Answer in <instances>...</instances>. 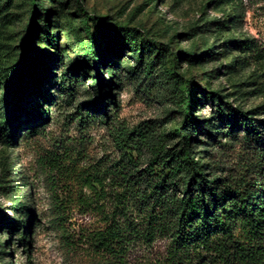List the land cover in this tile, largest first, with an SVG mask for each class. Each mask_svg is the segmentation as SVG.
Segmentation results:
<instances>
[{"label":"rangeland","instance_id":"obj_1","mask_svg":"<svg viewBox=\"0 0 264 264\" xmlns=\"http://www.w3.org/2000/svg\"><path fill=\"white\" fill-rule=\"evenodd\" d=\"M77 1L39 0L36 12L42 17L32 27L33 0H0V120L8 112L6 122L19 126L12 145L0 138V264H110L90 246L102 223L80 206L78 196L88 191L79 188L77 179L122 159L113 140L117 130L146 132L137 159L143 169L152 148L160 157L176 153L174 130L182 120L176 77L183 78L190 96L201 99V92L217 91L223 109L249 112L264 122V0H84L99 60L120 64L116 72L109 64L101 71L105 80L115 78L114 100H107L104 114L90 109L97 81L92 67L82 70L88 37ZM44 17L56 36L57 52L44 37ZM98 24L134 30L138 55L131 49L110 55L95 33ZM40 51L51 55L32 68V75L37 79L46 66L54 81L42 86V94L51 95L42 104L40 125L28 131L26 120L33 123L39 116L30 103L12 115L15 99L8 78L16 79L19 67L25 68L22 53ZM185 53L192 54L190 62L181 58ZM217 106L202 99L193 114L200 123L191 151L196 163L224 177L240 171L252 155L241 148L240 137L222 136L218 143L207 139L205 131L215 135L213 128L221 124ZM212 119L216 126L208 127L206 120ZM18 205L30 213L18 214ZM6 219L28 225L11 232ZM23 234L30 241L28 251L19 242ZM168 245L167 239L157 238L149 246H132L122 264H160Z\"/></svg>","mask_w":264,"mask_h":264},{"label":"trees","instance_id":"obj_2","mask_svg":"<svg viewBox=\"0 0 264 264\" xmlns=\"http://www.w3.org/2000/svg\"><path fill=\"white\" fill-rule=\"evenodd\" d=\"M83 2H76L88 37L82 53L86 66L82 70L92 67L95 71L97 84L93 88L96 100L90 109L93 114H104L108 108L107 100H114L111 91L115 78L105 80L101 71L109 64V70L116 72L120 64L99 60L95 35L90 33V19L83 10ZM32 4L35 7L30 17L33 27L42 15L36 12L40 7L39 0H33ZM43 23L47 45L57 52L56 36L51 33L47 17L43 18ZM97 28L95 33L104 41L110 55H119L123 49H131L128 51L138 55L140 49H137L134 30L101 24ZM50 55L48 51H40L35 56L22 53L25 68L16 69V79L8 78L11 96L15 99L10 106L15 109L12 115L17 116L22 105L30 103L29 109L39 116L31 123L26 115L24 119H27L28 126L24 124V127L28 131L40 125L44 114L42 104L51 95L49 91L45 96L42 94L44 83L51 87L54 81L51 69L47 70L46 66L37 72V79L32 75V68H37ZM209 55L214 53L209 52ZM183 57L189 62L193 58L191 53H185ZM46 61L49 66L54 62L52 59ZM66 74L68 71L62 79ZM188 90L183 78L176 77L179 113L182 115L180 126L174 130L178 139L176 153L160 157V152L152 148L151 159L143 169L137 159L147 143L146 132L117 130L113 140L122 159L108 169L97 167L77 179L79 188L88 191V194L78 196L80 206L92 210L102 223V228L91 235L90 246L110 264H122L130 247L149 246L157 238L169 242L160 264H264V122H257L249 112L223 109L217 91L201 92V99H197L190 96ZM202 99L218 105L215 113L221 122L215 127L213 119L206 120L207 126L215 127L216 133L211 135L206 130L207 139L218 143L222 136L232 140L240 137L241 148L252 155L251 162L244 164L240 171L232 170L222 177L218 170H208L194 161L191 150L198 135L196 126L200 122L193 114ZM6 115L8 112L0 120V138L5 145H12L19 126H10ZM16 209L18 214L30 213L24 205H18ZM5 223L15 233L28 225V222L11 219H6ZM19 242L29 250L30 241L25 234Z\"/></svg>","mask_w":264,"mask_h":264}]
</instances>
